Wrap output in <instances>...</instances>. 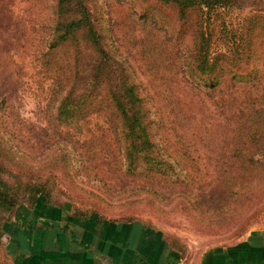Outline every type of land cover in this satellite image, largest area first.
<instances>
[{"label": "rangeland", "instance_id": "rangeland-1", "mask_svg": "<svg viewBox=\"0 0 264 264\" xmlns=\"http://www.w3.org/2000/svg\"><path fill=\"white\" fill-rule=\"evenodd\" d=\"M78 4L109 69L133 89L127 103L139 106L156 147L124 149L112 109L58 116L55 79L77 56L97 58L91 32L84 26L73 44L51 51L57 0H0V264L66 263L77 250L74 223L86 217L159 234L174 264H200L206 253L263 233L264 165L246 163L249 178L225 191L220 155L235 149L224 146L232 136L264 137V64L253 46L264 53V0L188 5L186 19L172 1ZM192 17L204 22L210 60L219 52L251 55L241 76L222 80L187 67L197 39ZM248 151L254 159L264 153ZM230 168V178L242 172ZM239 184L243 193L234 194Z\"/></svg>", "mask_w": 264, "mask_h": 264}, {"label": "trees", "instance_id": "trees-1", "mask_svg": "<svg viewBox=\"0 0 264 264\" xmlns=\"http://www.w3.org/2000/svg\"><path fill=\"white\" fill-rule=\"evenodd\" d=\"M164 1H172V4L179 9L180 17L186 19L188 17L186 9L188 5H192L195 8H199L201 5L218 6L226 3L228 0ZM57 5L59 13L55 26L57 34L48 43V47L51 48L50 50H55L62 43H64L63 45L73 44L74 42H71V39H73L72 35L74 36L75 31L77 32L80 28L86 26L92 36V39L89 40V45L93 47V52L98 53V56L87 63H83V58L77 56L70 69L65 68L62 74L56 77L54 88V104L55 106L57 105L56 114L62 118H66L75 117L77 112L85 109L87 112L88 109L92 108L97 112H106L109 110L111 112L112 109L113 116L118 123L117 127L123 141L122 145L124 149L141 150L154 146L153 139H150L149 135L144 133L145 126L142 127L141 125L139 106H137V103H127V94L134 95L133 89L129 88L130 86L127 87L124 75H120L116 70L114 72V70L111 71L109 69L110 59L99 40L100 35L95 34V30L89 22L83 24L82 15L77 16V13H79L78 7L80 6L78 0H57ZM257 17L252 18V23ZM263 24L261 22L260 27L264 28ZM191 26L197 39L194 47L189 52V60L184 59L187 62V67L196 74L203 72L206 75H216V78L219 79L220 77L222 80H225L228 75H231V77L240 75L242 65L248 64V59L251 55L246 56L240 51L230 52L229 54L219 52L210 60L205 50L208 39L205 37L207 33L204 29V22H200L198 19L192 17ZM254 36H257V33ZM253 46L256 48L254 53L259 52L262 55L259 57L260 63L264 64V53L260 51L259 43L253 41ZM112 101L113 103H111ZM251 113L260 115L261 109H252ZM263 124L264 121H262L261 125ZM248 136H251V140L249 139V141L246 140L247 138L243 134H238L236 138L232 136L227 143H224L225 147L229 144H233L235 147L231 154L226 153L220 155V160L226 167L224 168L223 176L228 178L226 182H223L225 191L228 189L227 183L231 180L239 179L241 184V178H249L246 169L243 167L246 163H254L260 166L264 165V153H259L258 156L260 157L254 159L255 153L248 151L250 148H255L256 146L264 149V137L256 136L255 134H248ZM134 154H129L130 161L134 160ZM234 164H236V170H241L242 172L239 176L235 175V177L230 178L226 175L233 171V168L230 167ZM240 184L237 185L238 191L233 192L234 194H237V192L243 193V187ZM246 184H249V181Z\"/></svg>", "mask_w": 264, "mask_h": 264}, {"label": "crops", "instance_id": "crops-1", "mask_svg": "<svg viewBox=\"0 0 264 264\" xmlns=\"http://www.w3.org/2000/svg\"><path fill=\"white\" fill-rule=\"evenodd\" d=\"M93 224L89 217L74 223L77 250L63 264H174L177 256L155 232L110 220ZM245 240L206 253L200 264H264V232Z\"/></svg>", "mask_w": 264, "mask_h": 264}]
</instances>
